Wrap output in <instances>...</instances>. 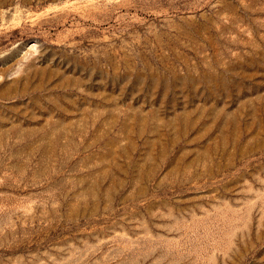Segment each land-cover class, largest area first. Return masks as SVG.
<instances>
[{"label": "rangeland", "instance_id": "374dc122", "mask_svg": "<svg viewBox=\"0 0 264 264\" xmlns=\"http://www.w3.org/2000/svg\"><path fill=\"white\" fill-rule=\"evenodd\" d=\"M0 264H264V0H0Z\"/></svg>", "mask_w": 264, "mask_h": 264}]
</instances>
